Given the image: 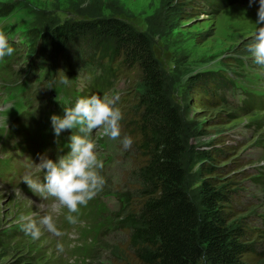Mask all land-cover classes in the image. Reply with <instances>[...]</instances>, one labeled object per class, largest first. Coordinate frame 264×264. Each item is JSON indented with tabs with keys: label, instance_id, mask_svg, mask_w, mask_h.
I'll use <instances>...</instances> for the list:
<instances>
[{
	"label": "trees",
	"instance_id": "trees-1",
	"mask_svg": "<svg viewBox=\"0 0 264 264\" xmlns=\"http://www.w3.org/2000/svg\"><path fill=\"white\" fill-rule=\"evenodd\" d=\"M175 1L163 0V5L171 7ZM225 2L203 1L209 9L221 8ZM193 5L198 9L200 4ZM39 24L43 30L30 29V48L25 65L19 69L21 75L28 71V60L44 62L47 57L74 51L85 64L101 67L116 79L123 72L139 76L126 93L121 92L119 104L124 114L121 133L133 140L126 152H134L141 180L135 192L118 193L126 206L116 214V225L127 233L130 248L111 249L121 260L118 264H264V208L250 210L240 204L239 178L243 173L239 164L232 171L226 170L237 162H223L222 157L228 153L222 145L198 149L199 137L210 131L188 119L182 106L173 100L170 75L156 55L154 36L121 17L88 15L85 19L68 17L62 21L46 13ZM48 45L52 54L46 51ZM243 48L236 49L240 56L236 64L248 68L250 54L247 46ZM46 66L44 72L52 70L59 78L60 68L54 69L49 61ZM249 66L252 70L251 62ZM29 72L25 77H30ZM236 73L227 69L207 78L201 73L191 76L188 89L195 95L194 103L204 108L223 105L232 111L252 113L259 108L253 92L246 95L239 108L219 94L234 85L235 79L243 80ZM26 80L21 77V81ZM204 80L208 86L202 84ZM211 84L212 92L207 95ZM219 119V124L227 122ZM194 167L198 186L191 184ZM255 179L264 190V167ZM16 236L18 232L13 230L0 231V250Z\"/></svg>",
	"mask_w": 264,
	"mask_h": 264
},
{
	"label": "rangeland",
	"instance_id": "rangeland-1",
	"mask_svg": "<svg viewBox=\"0 0 264 264\" xmlns=\"http://www.w3.org/2000/svg\"><path fill=\"white\" fill-rule=\"evenodd\" d=\"M195 3H199V0H183L181 3L176 0L171 7L163 5V0H0V24L15 26L29 38L30 29H44L39 22L44 19L46 13L51 14L52 18L59 17L62 21L68 17L85 19L88 15H94L106 18L121 17L138 30L150 32L155 38L156 55L169 72L173 100L182 106L188 119L196 121L198 127L210 131L199 137L198 149L222 145L221 148L228 153L222 157L223 162L229 163L232 159L237 162L226 170L232 171L239 164V170L243 173L239 178L242 183L240 204L250 210H261L264 208V190L257 184L255 177L262 173L264 167V110L255 109L252 113H240L232 111L233 108H224L223 105L219 108H204L194 103L195 95L188 89L191 76L198 77L201 73L207 78L209 74H217L227 69L237 72L238 77L264 89V74L254 68L258 65L251 58L252 70L236 64V58H240L236 49H244L243 47L251 42L258 27L256 20L259 0L251 5L249 0H236L216 9H209L203 2L197 5L198 9H194ZM1 7H6L7 10ZM19 48L22 54L26 53V47L19 45ZM46 51L52 54L53 49L48 45ZM24 59L25 57L15 61L12 74L0 68L3 86L5 82H12L21 77L19 69L24 65ZM64 77L63 73H60L58 80ZM138 79L139 76L135 73L123 72L116 81L115 89L126 93ZM87 82L88 80L82 79L80 75L78 84L75 85L76 90L81 92ZM31 83H34L33 79ZM70 84L68 81L67 84L59 83L56 86L57 93L60 96H72L73 91L68 87ZM202 84L208 86L209 82L204 80ZM212 88L211 84L207 95L211 94ZM3 89L4 94H0V109L9 101L8 97L12 96L6 85ZM12 89V92H19L13 96H34V87L23 92V86L18 84ZM118 97V104H121L123 96ZM5 105V108L0 110V137L6 133L8 121L16 117L14 110L17 105ZM9 105L12 107L9 108ZM219 111L223 112L222 116H219ZM233 112L236 113L235 118L227 121ZM219 118L227 122L219 124L222 121ZM124 136L126 134L121 133V139ZM97 151L104 160L101 174L107 182L103 190L86 207L81 206L77 224L68 223L64 214L57 217V226L63 233L62 236L58 237L43 230L37 240L25 234L20 218L24 215H35V218H39L44 214L39 205L48 206L52 200L36 198L23 188L17 187V182L14 184L12 181L18 171L29 170L31 162L25 155L17 153L13 159L0 155V185L8 187L0 186V231L18 232V236L7 243L5 249L0 250V264L121 262L112 254L111 249L114 246L126 250L130 248L127 233L116 225V214L126 206V201L122 202L118 193L125 190L135 192V188H138L136 185L141 180L139 166L136 164L134 152L127 153L119 140L100 139L97 141ZM29 155L33 153L30 152ZM195 170L194 167L191 171L192 186L199 184ZM15 191L22 192V198H17ZM64 212L66 214V210ZM257 224L260 225V222ZM58 243L64 244L63 252L58 251Z\"/></svg>",
	"mask_w": 264,
	"mask_h": 264
},
{
	"label": "clouds",
	"instance_id": "clouds-1",
	"mask_svg": "<svg viewBox=\"0 0 264 264\" xmlns=\"http://www.w3.org/2000/svg\"><path fill=\"white\" fill-rule=\"evenodd\" d=\"M249 3H256V0H249ZM256 24L258 27L246 51L256 65L264 67V0H259ZM14 51L9 38L0 32V60L11 56ZM244 58L249 59V56ZM118 101V96L93 94L79 98L73 106H64L62 116L53 114L50 117L57 141L63 132L73 130V133L69 137V150L66 153L58 154L56 159L46 153L40 155L36 169L44 173L42 180L31 170L26 171L22 178V182L33 194L43 200H52L48 206L39 205L44 213L39 220L35 215L20 218L23 231L31 239H39L43 230L62 236L57 226V217L64 214L68 223L77 224L81 206L86 207L103 190L107 181L101 174L104 160L97 151L98 140H119L125 150L131 147V137L124 136L121 139L124 114ZM15 195L22 198L20 191H15ZM57 249L63 252L64 244L58 243Z\"/></svg>",
	"mask_w": 264,
	"mask_h": 264
},
{
	"label": "bare ground",
	"instance_id": "bare-ground-1",
	"mask_svg": "<svg viewBox=\"0 0 264 264\" xmlns=\"http://www.w3.org/2000/svg\"><path fill=\"white\" fill-rule=\"evenodd\" d=\"M11 191V190H10Z\"/></svg>",
	"mask_w": 264,
	"mask_h": 264
}]
</instances>
